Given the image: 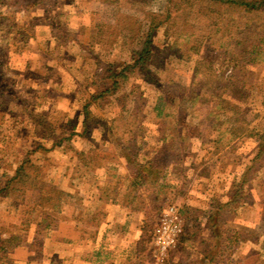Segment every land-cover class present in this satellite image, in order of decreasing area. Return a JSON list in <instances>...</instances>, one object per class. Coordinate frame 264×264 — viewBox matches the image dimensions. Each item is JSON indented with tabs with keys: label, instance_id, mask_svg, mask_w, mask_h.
<instances>
[{
	"label": "rangeland",
	"instance_id": "1",
	"mask_svg": "<svg viewBox=\"0 0 264 264\" xmlns=\"http://www.w3.org/2000/svg\"><path fill=\"white\" fill-rule=\"evenodd\" d=\"M186 1L0 0V264H79L55 254L115 264L113 232L147 212L139 264H264V59L254 53L264 51V14L218 32L194 16L183 26ZM152 31L150 61L92 108L100 122L80 137L110 66L134 65ZM185 31L195 38L177 46ZM197 96L233 108L248 130L231 142L210 129L189 136ZM138 166L152 181L127 208ZM172 206L186 222L159 260L154 233Z\"/></svg>",
	"mask_w": 264,
	"mask_h": 264
},
{
	"label": "trees",
	"instance_id": "2",
	"mask_svg": "<svg viewBox=\"0 0 264 264\" xmlns=\"http://www.w3.org/2000/svg\"><path fill=\"white\" fill-rule=\"evenodd\" d=\"M183 4L186 5L185 6L186 9H184L183 11V15H184L183 26L190 25L189 22L190 18L194 16L193 18H200L203 21L205 20L206 22L211 23V26L216 27V31L218 32L222 31V28L227 25H232L234 27L237 26L238 22L243 20V18H245L244 16L251 15L256 17L259 14H264V0L256 1L252 4L244 3L239 0H188ZM189 4H193V6H189ZM195 5L198 6L196 7ZM224 12L237 13L241 17L237 20L231 17L226 18L223 16ZM156 22L161 27H164L165 25L164 22L161 21H156ZM158 25L156 26L154 31H156V29L160 27ZM208 26L210 27V25ZM154 31L149 33L148 39L144 44V48L141 52V55L138 58V60L134 63V65L124 64L123 69H121L120 72H118L117 67L113 65L110 66L108 70L109 75L106 80L109 81L111 86L110 87H107L106 85L103 86V88L100 89L98 94H93L90 100L87 101L84 107V120L82 123L83 133L80 135V137L84 138L85 136L89 135L92 131L93 126H95L96 123L100 122L93 113L92 108L96 105L106 103L111 98L115 97L120 89L119 79L122 78L123 80H128L127 74L131 75L134 73L136 69L139 68L144 69L145 65L150 61V57L154 49L152 44V36ZM179 35L180 36L176 39L175 42L177 46H180L181 43L183 42L192 43L193 38H195L194 34H190L187 32L186 34H183L181 32L179 33ZM242 36L246 37L245 35ZM256 51H258L257 48L254 50V53H256L257 59L258 61H260L259 63L263 62L264 59L263 49H260L258 53ZM0 90L1 93L4 94L8 90V87L3 84ZM212 102L211 101L207 102V100L198 96L194 98V100L192 101L191 109L193 111V118L198 121V124H197V128H190V127L187 128L190 134L189 136L193 137L194 139H200V138L202 139V134L198 133L197 130L204 131V129H210L211 132L217 131V133H219V135L221 136V140L222 138L224 139V137L227 136L230 138V142L241 138L245 134V131L248 130V128L246 122L242 119L240 113H238L233 108L224 105L219 100H215L214 104H212ZM133 160L134 159L132 158V161ZM142 168L143 169H141V167L138 166L135 180L132 184H130L127 193L124 197V206L127 208L129 207L139 208V206L136 204L137 202L136 198L133 197V190H135L139 186L142 185L144 186V184L148 185L149 183H151L150 179L152 177L153 172L152 171L146 172L144 170V167ZM146 173H148V176L150 177L149 181L143 180L144 179L143 175ZM228 206L229 205L226 204V205H219L218 207L220 208V210H222L224 208H227ZM54 207L53 210L56 209ZM150 219L152 221L151 214L147 212L145 215L146 221L143 229V234L145 233V236L144 235L142 236V238H144L143 242L147 240V237L152 232V224L150 225ZM212 219H215L216 221V216H212V218H210L211 222ZM211 225L212 228H216L215 224H211Z\"/></svg>",
	"mask_w": 264,
	"mask_h": 264
},
{
	"label": "crops",
	"instance_id": "3",
	"mask_svg": "<svg viewBox=\"0 0 264 264\" xmlns=\"http://www.w3.org/2000/svg\"><path fill=\"white\" fill-rule=\"evenodd\" d=\"M115 206V205H114ZM116 208V207H115ZM121 208V205L117 206V209L119 210ZM124 210L126 211L127 209L124 208ZM129 211L132 212V209H129ZM144 214L139 216V220L136 221L134 218H125V224H123L124 228L123 231L119 232L118 235L115 234V232L110 233L109 231H105L108 234V237H110V234H112V236H116V239L114 240V257H112L111 255H109V260L108 261H112V263H122L125 261V263L127 264H139L140 263V258L137 254L136 248H137V244L139 242V240L141 239L142 235H143V225H144ZM81 222L80 220H78L76 223L78 225V223ZM107 222L104 221L101 223V226L103 227ZM127 223H129L128 226H125ZM110 228V227H109ZM108 228V230H109ZM73 238L69 239L68 242H65L66 244V249L68 248L69 250L75 246L74 241L72 240ZM128 249V254L129 257H127L126 260L123 259L122 257V252L126 251ZM119 254V256H117V254ZM127 254V253H125ZM79 255H73V256H62V255H58L55 254V260L57 261L58 259L60 261H62L61 259H68L72 261V263L75 261L79 264H88L91 263L90 260L88 258H86V256H81V259H76V257H78ZM116 259L118 261H116ZM54 261V260H53ZM99 264H104L101 260L99 261Z\"/></svg>",
	"mask_w": 264,
	"mask_h": 264
},
{
	"label": "built area",
	"instance_id": "4",
	"mask_svg": "<svg viewBox=\"0 0 264 264\" xmlns=\"http://www.w3.org/2000/svg\"><path fill=\"white\" fill-rule=\"evenodd\" d=\"M185 222L178 206H172L162 214L158 220L152 244L157 259L166 258L175 249Z\"/></svg>",
	"mask_w": 264,
	"mask_h": 264
}]
</instances>
